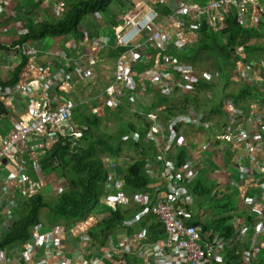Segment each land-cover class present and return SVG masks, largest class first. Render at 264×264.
Wrapping results in <instances>:
<instances>
[{
  "label": "built area",
  "instance_id": "2783aa9c",
  "mask_svg": "<svg viewBox=\"0 0 264 264\" xmlns=\"http://www.w3.org/2000/svg\"><path fill=\"white\" fill-rule=\"evenodd\" d=\"M60 4L63 6V0ZM233 9L243 27L258 28L264 21L262 0H210L204 6L185 0H134V7L127 13L126 28L117 29L114 38L119 55L115 60L114 77L103 92L107 105L118 108L126 98H133L126 90L137 85L145 89L153 87L167 95L179 91L183 94L197 93L199 83L211 81L213 75L170 52L189 49L192 36L201 32L205 21L214 32L224 31ZM246 15L251 19L246 20ZM97 40L98 46L89 57L92 65L102 60L101 52L110 45L104 38ZM34 42L37 41L16 44L14 48L25 52L24 55L33 56L37 53L36 47L32 46ZM234 51L239 57L247 52L245 45L237 46ZM58 58L60 67L50 69L38 80H30L27 84L19 82L7 86L8 93L0 95V103L6 106H13L21 96L30 93L36 97L30 100L29 112L13 127L9 137L2 139L0 136V212L6 215L8 226L14 216L11 208L19 207V198H31L45 190L47 177L43 174L39 178L30 176V162L37 165L39 156L61 138L67 139L74 150L84 134L85 128L73 122V106L59 92L62 85L70 81L79 82L90 71L79 60L71 61L66 52H59ZM233 72L240 81L256 87L258 98L245 106H237L225 99L223 129L216 136L222 145L235 148L232 161L238 173L236 189L246 206V212L231 221L233 235L227 237L213 229L204 232L201 226L192 223L195 195L185 194L182 186L170 191V185L175 181L194 180L192 166L195 159L188 158L182 166L167 162L171 152L188 147L185 135L188 127L184 122L204 123L207 128L211 124L205 123L204 114L190 108L186 120L179 116L166 120V136L161 109H157L145 117L150 122L146 141L154 142L159 154L149 158L146 167L152 178L158 177L155 168L162 159L165 161L163 172L159 173L161 178L158 181L151 182L136 194L134 202L143 211L124 221L119 228L124 234L116 244L110 238L96 255L86 256L90 242L88 231L97 222L96 215H91L72 227L63 224L36 226L31 239L25 243L22 255L14 259L6 250H0V263L23 264L27 261L45 264V260L56 259L51 264H264V54L255 58L254 63L249 57L246 61L237 60ZM38 138L42 141L36 146L43 150L32 156L34 148L29 142ZM205 147L207 149L209 144ZM119 163L118 159L111 161L114 166ZM121 186L117 174L108 177L104 202L113 210L130 201L124 196ZM63 188L61 180L53 185L58 195ZM147 214L155 216L165 228V236L157 242H150L144 229L129 234V230L140 225ZM70 239L73 254L81 258L77 263H72L67 256ZM42 248L45 250L44 260L38 257Z\"/></svg>",
  "mask_w": 264,
  "mask_h": 264
},
{
  "label": "trees",
  "instance_id": "16d2710c",
  "mask_svg": "<svg viewBox=\"0 0 264 264\" xmlns=\"http://www.w3.org/2000/svg\"><path fill=\"white\" fill-rule=\"evenodd\" d=\"M113 2L114 0H67L64 5L65 12L61 18L53 20L39 19L37 23L33 18L35 10L32 9L31 17H27L24 21L27 32L14 44L40 41L47 37L72 36L83 39L85 38V32L80 29V25L84 18L90 13L107 12L113 6ZM37 7L34 4L33 8ZM227 23L228 27L224 31L214 32L208 27L209 23L205 21V26L202 27L201 32L192 36V45L189 49L181 53L173 50L170 53L183 61L193 62L195 65L201 52L230 57L233 55L234 49L240 45H245L248 53L257 52V55L253 54L254 57L264 54V21L258 29L243 27L233 9ZM0 48L8 49V46L0 44ZM27 63L28 57L23 55L22 61L16 67L12 78L0 80V88L14 86L19 83L20 75ZM228 78L227 73L225 79L229 81ZM236 79H238L237 76ZM211 83L212 80H202L199 83L198 91L212 89L214 85ZM255 90L256 87L243 84L236 92L227 93L224 97H231L236 104H242L247 100V96L255 94ZM176 94L166 96L161 92H155L152 108L160 107L162 119L186 114L190 108L200 112L202 107L198 102L197 95ZM216 94L215 99L220 100L223 98V95L219 92ZM5 107L3 103H0V115L5 112ZM80 110L76 111V115L81 112ZM126 110L127 105L125 102L116 110L107 109V114L115 116L121 125L127 123L126 126L119 129L117 134H109L101 129L102 117L92 112L82 113L78 120L83 123L82 126L87 128L74 150L67 139L61 138L50 149H47L43 155L39 156L38 163L41 166V174L55 175L63 181L64 188L59 195L47 196L45 192H40L31 198H19V207H14L16 210H14L12 222L0 233V250L23 245L31 239L33 229L36 226L45 224L41 218L42 214H45L49 226L65 224L68 227H72L81 219L94 215V208H96L100 199L104 198L106 192L105 183L108 179V169L104 166V157H120L125 153L128 156V153L132 150L135 155L132 158L129 157L130 161L127 162L125 168L123 166L119 168V172L123 174V191L136 196L149 186L153 179L147 172V162L152 155L157 156L159 151L152 144L146 142L150 122L140 118L139 115H137V124L125 122L122 116ZM214 112L224 115L222 101H220V105L217 104ZM106 117L108 118V115ZM163 132L167 136L166 128L163 129ZM132 133L137 134L138 139H133ZM188 155L187 147H182L177 148L175 152H171L169 157L176 161L177 166H182L189 158ZM159 164L161 165L162 162H159ZM196 171L195 182L190 186V191L197 198V213L194 215L192 223L201 226L204 232L213 229L230 237L234 233L230 224L235 214L205 219L203 218L205 212L202 214L201 211H205L206 204L217 210H231L236 200L233 201V198L227 197L223 199L218 196V192L215 194L211 191L208 187L211 180L209 171L202 164H197ZM213 194L214 196H212ZM207 195L212 196V199H209L210 204L203 201V198ZM129 204L126 209L110 210L107 208L105 216L101 218L96 216L97 222L88 231L90 242L86 247V256L96 255L126 219L143 211V208L131 199ZM248 219L251 220V218ZM143 229L146 230L150 242H157L165 236L163 224L152 214H147L140 225L129 230V234H134Z\"/></svg>",
  "mask_w": 264,
  "mask_h": 264
},
{
  "label": "crops",
  "instance_id": "0c3cea01",
  "mask_svg": "<svg viewBox=\"0 0 264 264\" xmlns=\"http://www.w3.org/2000/svg\"><path fill=\"white\" fill-rule=\"evenodd\" d=\"M66 1L67 0H63L64 4H63V6H61V4H60L61 0H0V34L2 36L0 39V44L8 46V49L0 48V80H8L9 78H12L16 67L18 65H20V63L22 61V58H23V55L25 54V52L21 53L19 50H16L14 48V46L16 44H14V43L17 42L19 39H21V37H23L25 35V33L27 32V28L25 26L24 21L27 17H31V15H30L31 10L32 9L35 10V13L33 14V15H35V16H33V18L35 19L34 20L35 23H37L39 19L40 20H42V19H51V20L58 19V18H61L65 12V6L64 5H65ZM185 1H187V3H190V4H198V5L204 6L210 0H185ZM262 1L264 2V0H262ZM34 4H36L38 6L35 9L33 8ZM116 4H115V6H112V8H110L109 14L106 16V18H103L100 15V12H95V13H93L94 16L92 18H90V20H88V23H86L87 24L86 28H82L80 25V29L82 31H85V38L77 39V38L72 37V36L71 37H54V38H51V40H52L51 44L47 41V39L40 40V41L32 43V46L36 47V49H37V53L35 55H33V56H29L27 54L24 55V56L28 57V63L20 75V83L22 85L27 84L28 82H30V80H33V79L38 80L40 78V76H43L45 73L49 72L50 69L60 67V62H59V58H58L59 52H66L69 54L71 61L79 60L80 63H82L84 66H87V69L90 71L89 75H84L83 80L80 79L79 82L70 81V82L62 85L60 88V92H59L60 95L73 106L74 111L75 110L78 111L79 109H81L80 110L81 112H78L76 117H73L74 124L81 127V128L82 127L85 129L87 128L85 126H82L83 123L78 120L79 117L82 116V113L92 112L93 114L98 115L102 118L106 117L107 115H108V118H110V115L107 114V109H110V110H116L117 109V108L116 109L110 108L107 105V98L103 95L104 90L101 94H99L98 97L93 99L91 104H89L85 100L84 101L79 100V96H78L79 92L77 91L80 88V86H79L80 84H86V83L90 82V80H93L97 76L96 74L101 72L100 70H102L103 76L111 77L107 86L110 84V82L112 81V79L114 77L115 60L117 59V57L119 55V49L115 46L114 38L117 35V29L123 30L126 28L127 13L134 7V0H117ZM27 10H28V12H27ZM165 11H166V9H165ZM244 18L246 20H250L251 16L246 15ZM107 20H108V22H106ZM89 23L94 28H91L89 26ZM105 25L109 26L110 31H105V32L101 33L100 28L101 29L104 28ZM260 25L258 26V28L260 27ZM258 28H256V29H258ZM97 38H104V39L108 40L110 45L108 48L104 49L101 52L102 60L99 61L97 64L92 65L90 63L89 57H90V53L94 49H96L98 46ZM191 45H192V43H191ZM185 51H182V52H185ZM176 52L181 53V51H176ZM117 53H118V55H117ZM69 63H70V61L68 62V64ZM110 64L114 65L112 76H110L109 71H108V69L111 68ZM217 74H221V73L218 72ZM214 77L216 78V75H214ZM86 78L88 79L87 81H86ZM126 92L129 93V96H133V98H126L123 101V103L125 102V104L127 105V110H126L125 114H127L129 116H131V115L134 116L136 121H133V120L127 121L124 119L125 122H133V123L137 124L138 123L137 122V115H139L140 118H142V119L143 118L146 119L145 117L147 116L148 113H150L151 111L160 109V107L159 108H152V106H153L152 100L155 98V92H159L158 89H154L153 87L152 88L148 87L145 89L144 87H140L139 85H137L135 88H129L128 90H126ZM7 93L8 92H7L6 88H0V95H4ZM165 95L167 96V94H165ZM168 96H170V95H168ZM32 98L35 99L36 97H35V95L30 93L28 95L21 96V98H19L13 106H6L5 105L6 106L5 112L0 115V136L2 137V139H7L9 137L10 132L13 129V127L18 122H21L23 120V118L27 115V113L29 112V109L32 106V102L30 101ZM84 103L89 104L88 110L84 109V107H85ZM202 110H204V109H202ZM87 111H89V112H87ZM200 112L202 114H204V112H202V111H200ZM176 116H179L183 121L186 120V114H179ZM184 124L187 125L188 132L190 131V128L192 130H194V129H197L196 127H199L202 130L205 129L208 132V134H210L211 137L208 140H204V141L200 142L198 145L199 146L198 150H196L197 149L196 143L194 142V144L192 145L193 141L190 140L189 144H191V145L188 144L187 150L189 153L188 157L195 159V161H196L194 163V165L192 166V169L194 167V169H193L194 180L192 182L175 181L170 185V191L172 190V188H178V186H182V188L185 190V194L186 193L193 194L190 191V186L195 182V179L197 176V171H196V167L198 164L197 161L200 160L202 162L203 166L208 169L209 173H210L211 169H219L218 166L220 167V162H217V163L214 162L215 156L212 153V150L218 149V148L223 149L224 147H227V148H225L227 150L225 151L226 155H225V159L223 162L224 168L222 170L224 172H228L226 169V166L229 168L228 169L229 170L228 177L230 179L231 191L230 192L228 191V193H226V189H222L223 193L221 196L233 198V189H236V180L238 179L237 168H236V165L232 161L234 158V155H235V148L231 145L230 146L229 145H222L219 141L216 140V136L218 135L220 130L222 131L223 128L221 127V128L214 129L212 126L207 128L204 123L200 124V123H192V122H187V121H185ZM210 124L212 125L211 121H210ZM165 128H166V124H163V129H165ZM84 132H85V130H84ZM163 133L166 134L165 132H163ZM131 136L133 137V139H138L137 134L135 135L134 133H132ZM41 141H42V139H40V138H38L36 140L32 139L31 142H29V144L32 146V148H34V151L38 152L42 148H41V146H36V145L41 144ZM146 142L148 144H152L154 147H156V144L154 142H149V141H146ZM208 144H209V147L206 149L205 146ZM123 156H126V158L128 157L125 153L124 155H121L120 157L108 156V157L103 158L104 166L106 167V169H108V177L111 174L115 173L121 179L122 184H123V181H122L123 174H122V172L121 173L119 172V168L121 166H123L125 168L127 166L126 165L127 162L130 160L129 157H128V160L123 159L122 158ZM153 157H154V155L151 156V158H153ZM263 158H264V154H263ZM113 159L114 160L118 159V161H120V163L117 166L112 165L111 161ZM159 162H162V164L160 165ZM167 162H170L172 164H176V161L173 158H169V157H168ZM30 163L35 164L34 161L30 162ZM164 164H165V161L162 159L159 160L158 163L156 164L155 169H156V171H158V177L152 178L153 179L152 183L154 181H158L161 178V175L159 176V173L161 174L163 172ZM37 165L41 168L39 163ZM37 165H35V167ZM230 167L232 170L230 169ZM30 169L31 168H29V171H28L29 175L32 176L33 178H37L30 173ZM43 175H45L47 177V179L44 180L45 190L49 189V193H50V190L53 191V187H51V186H53V184L60 181V179H58L53 174H43ZM50 177H51V179H50ZM210 178L212 179V177H210ZM218 181L220 183L221 178ZM105 186H106V183H105ZM45 190H44V192H45ZM121 190H122V192L126 198H128L129 200L131 199L133 201L135 200L136 196L133 194L129 195L127 192H124L122 186H121ZM217 192L219 194V193H221V190H216L215 194ZM50 194H54V191L51 192ZM236 195L238 196L237 189H236ZM212 196H214V194ZM212 196L210 197L211 199H212ZM104 198H102L103 199L102 200L103 206H105V208H109L111 210L112 208L107 206L106 203L104 202ZM9 201L11 202V200H9ZM233 201H235V198H233ZM238 201H239V204H236V212H237L236 217L242 216L246 212V206L243 204V201L239 198V196H238ZM129 205L130 204L128 203L126 205H122L119 208L126 209V208H128ZM240 205H241V207L238 208ZM196 206H197V198H196V202H195L194 206L192 207L193 218H194V215H196V213H197L196 212ZM206 206H208V204H206ZM105 208H101L100 210L96 209L94 215L105 216L106 211H107V209H105ZM11 210H12V213L14 214V210H16V209H14V207H13V208H11ZM204 212L205 211H201L202 214ZM238 212H240V213H238ZM45 225L47 227L49 226L48 223H45ZM63 225H65V224H63ZM7 227H8V220L6 218V215L0 212V233L3 232L5 230V228H7ZM119 231H121V232H117V233L114 232L112 237H111V242L114 244H116L118 242V238L124 234V232L122 230L119 229ZM72 243L73 242L70 239L68 241V245H67V256L70 259V261H72V263H75V262L77 263L80 261L81 258L77 257V255L73 254ZM24 248H25V244L16 245L10 249H5V250L8 253V256L10 258L18 259L22 255ZM44 253H45V250L43 248L41 250H39V253H38L39 259H41V260L45 259ZM55 260L56 259H54L53 261L52 260H45V264H51ZM2 264H4V263H2ZM7 264H9V263H7ZM23 264H32V263L24 261Z\"/></svg>",
  "mask_w": 264,
  "mask_h": 264
},
{
  "label": "rangeland",
  "instance_id": "374dc122",
  "mask_svg": "<svg viewBox=\"0 0 264 264\" xmlns=\"http://www.w3.org/2000/svg\"><path fill=\"white\" fill-rule=\"evenodd\" d=\"M116 2H117V0H114V2H113L114 5L113 6H115ZM110 8H112V7H110ZM110 8L108 9L107 12L100 13V15L103 18H106V16L109 14ZM93 16H94L93 13L88 14L84 18V20L82 21L81 27L82 28H86V26H87L86 23H88V20H90V18H92ZM106 22H108V20ZM89 26L91 28H94L90 23H89ZM105 31H110L109 26L105 25L104 28H102V29L100 28V32L101 33L105 32ZM51 38L52 37H47L46 38L47 41L50 44L52 43ZM253 54L257 55V52H255V53L245 52L240 57L235 53V51H234L233 55L230 56V57L227 56V55H219V54L208 53V52H201L198 55V60L196 62L197 63L196 66L200 70L205 71L208 74L211 73L213 75L211 84H213L214 87L212 89L198 91L195 94H190V96L191 95H197L198 102L201 105V107L204 109V110H202V108H201L200 111L204 112V117L207 120V121H205V123H210V121H211L212 122L211 126L214 129L222 127V124L224 123V115H225V111H224V115H220V114L214 112V109L216 108L217 104L220 105V101H222V106H223V102L227 98H228L227 99L228 102L233 103L234 99L231 98V97H224L225 94L230 93V92H236L243 84H245L244 81L242 82L239 79H236V75L233 72V70L236 69L237 60L246 61L247 57H249L250 61H252L254 63L255 62V58H257V57H254ZM110 67L111 68L108 69V71H109L110 76H112L113 75V67H114V65L110 64ZM100 71L101 72L96 74L97 76L95 75L96 77L93 80H90V82H88L86 84H80L79 85L80 88L77 90L79 92L78 93L79 100H81V101L85 100L89 104H91L93 99L98 97L99 94H101L103 92V90L106 88V86L109 83V80L111 79V77L103 76L102 75V70H100ZM218 72L221 73V74H217L216 75V73H218ZM227 73L229 75V78H228L229 81H227L225 79L226 76H227ZM214 75H216L217 79L214 77ZM87 80L88 79L86 78V81ZM217 92H219L220 94L223 95V98H221L220 100L218 98L215 99V96H217V94H216ZM176 93H177L176 95H179V94H181V91L176 92ZM169 95H172V94H169ZM246 99L247 100L245 102H243L242 104H239V103H237V104L235 103V104L237 106H245L247 102L251 103V102L257 101L258 100L257 94L253 93L252 96H247ZM88 103H84L85 104L84 109H86V110H88V108H89V104ZM223 110H224V108H223ZM87 112H89V111H87ZM124 114L122 116L123 119H125L127 121H129V120L136 121L134 116H132V115L129 116L127 114L124 115ZM160 116L162 118L161 114H160ZM74 117H76V110L74 111ZM166 120H168V119H166V118H164V120L162 119L163 124H166ZM126 125H127V123H124V124L121 125L120 121L118 119H116L115 116H110V118H107V117L103 118V122H102V126H101L102 128L101 129L104 132L109 133V134H117L119 129L122 126H126ZM196 128L197 129H194V130H192L190 128V131L188 132L189 134L186 133L185 135L188 138V144H189L190 140H192L193 141L192 145L195 142L196 143V148H197L196 150H198L199 143L204 141V140H208L211 136H210V134H208V132L205 129L202 130L199 127H196ZM219 132H221V130ZM189 145H191V144H189ZM225 148H227V147H224L223 149L222 148H218V149H213L212 150V153L215 156L214 157V160H215L214 162H216V163L220 162V167L218 166L219 169H211L210 170L209 177H212V179L210 178L211 180H210V182L208 184L209 185L208 187L211 189L212 192H215L216 190H221V193H219L218 196L222 197L223 199H225L226 197L221 196L222 193H223L222 189H226V193H228V191L229 192L231 191L230 179L228 177V175H229L228 174L229 173L228 169L229 168L225 165L228 172H224L222 170L224 168L223 162H224L225 155H226L225 151L227 150ZM36 153H38V152L34 151L31 155L35 156ZM134 155H135V153L132 150L130 151V153H128V157H130V158H132ZM128 157L126 158V156H123L122 158L128 160ZM197 162H198V164H202V162L200 160L197 161ZM35 165L36 164L30 163V166H29V168H31L30 169V173L33 176L39 178L41 176L40 167L39 166L35 167ZM230 169H231V167H230ZM220 178H221V181L219 183L218 180ZM50 179H51V177H50ZM51 187H53V186H51ZM53 191H54L55 195H58V194H56L57 192H55L56 189L53 190ZM53 191L50 190V193L53 192ZM42 192H44V191H42ZM50 193H49V189L45 190V195L54 196V195H52ZM210 197H211V195L205 196L203 198V201L204 202H208L210 204V200H209ZM233 198H235V200H236V202H234L233 209L224 211V210H217L216 208H213L212 206H206L204 208L205 213L203 214V218H205V219H208V218L214 219L216 217H223V216L228 215V214H230V215L235 214V216L233 218L235 220L237 218L236 217V204H239L238 196L236 195V189H233ZM102 200L103 199H100V202L96 205L97 210H100L101 208H105V206H103V204H102ZM240 207H241V205L238 208H240ZM96 208H94L95 211H96ZM105 209H107V208H105ZM238 213H240V212H238ZM101 217H103V216L102 215L98 216V218H101ZM41 218H42L44 223H47L45 214H42ZM44 226L47 227L45 224H44ZM117 232H121V231L117 230L115 233H117Z\"/></svg>",
  "mask_w": 264,
  "mask_h": 264
},
{
  "label": "water",
  "instance_id": "95a60500",
  "mask_svg": "<svg viewBox=\"0 0 264 264\" xmlns=\"http://www.w3.org/2000/svg\"><path fill=\"white\" fill-rule=\"evenodd\" d=\"M4 163H6V160L4 161Z\"/></svg>",
  "mask_w": 264,
  "mask_h": 264
}]
</instances>
